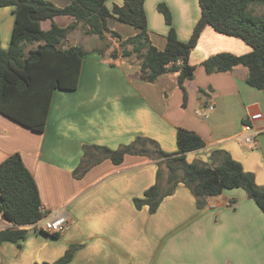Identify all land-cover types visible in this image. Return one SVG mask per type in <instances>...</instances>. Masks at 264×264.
I'll return each mask as SVG.
<instances>
[{"label":"crops","instance_id":"crops-1","mask_svg":"<svg viewBox=\"0 0 264 264\" xmlns=\"http://www.w3.org/2000/svg\"><path fill=\"white\" fill-rule=\"evenodd\" d=\"M51 1L59 6L68 3ZM160 3L168 7L173 19V12L182 19L184 25H172L179 40L187 41L200 16L190 0H145L151 44L159 49L165 46L168 26L159 33L150 23V14H161ZM114 4L121 5L122 0L106 1L109 9ZM263 11L264 5L259 14ZM53 22L65 27L74 19L59 15L41 21L40 27L48 30ZM13 23V7H1L3 49L8 48ZM108 27L123 39L136 32L114 19L108 20ZM88 36L78 23L62 44L81 46L88 53L81 62L77 88L53 91L43 132L0 114V163L19 153L35 180L41 206L62 208L71 221L58 237L27 226L19 243H0V264H52L71 245L78 248L65 264H264V212L241 188L225 189L199 208L191 191L178 183L151 213L147 205L137 208L134 199L143 197L156 182L164 190L168 187L167 168L160 158L126 154L119 164L101 158L84 174L73 175L87 159L85 145L116 150L141 136L156 141L163 152L175 153L176 130L181 127L204 141L202 148L186 153L187 162L215 167L220 157L213 153L223 150L264 186V91L246 84L243 66L207 73L201 64L218 52L248 53L250 46L206 26L189 56L195 70L184 83L187 100L183 105L174 74L147 82L140 77L135 55L112 59L111 48L101 54L95 51L102 50L99 47H84ZM36 45L28 44L25 50ZM117 50L120 54L118 46ZM207 103L214 109L204 118ZM255 112L262 115L252 122L258 134L254 142L246 143L241 137L243 123ZM88 152L100 156L94 149ZM157 171L161 173L158 180ZM9 226L0 218V230Z\"/></svg>","mask_w":264,"mask_h":264},{"label":"trees","instance_id":"trees-1","mask_svg":"<svg viewBox=\"0 0 264 264\" xmlns=\"http://www.w3.org/2000/svg\"><path fill=\"white\" fill-rule=\"evenodd\" d=\"M106 1L68 0L66 5L59 6L51 0H0V8L13 7L14 16L8 48L3 49L0 42L1 115L30 130L43 132L53 91H71L78 86L81 62L88 52L78 45L62 47L68 33L78 23H82L86 34L100 39H106V34H109L118 41L122 50L120 54L117 49L111 50L112 59L118 55L123 58L135 55L143 80L154 83L162 74H174L183 94V105L187 100L184 83L193 78L195 70L189 62L191 50L202 30L210 26L218 33L241 39L251 51L241 55L230 52L210 55L201 63L205 71L228 72L236 66H243L247 69L246 84L264 91V11L255 14L251 7L264 5V0H197L200 16L187 41L179 40L169 9L160 3L157 9L168 26L163 49L150 42L145 0H122L121 5L114 4L110 9ZM59 15L71 16L74 22L65 27L53 22L50 29H41V21L53 20ZM109 19L132 27L135 34L123 39L108 27ZM34 43H37L36 47L25 50L28 44ZM97 52L102 54L104 50ZM199 92L204 91L199 89ZM176 145L175 153H165L156 141L141 136L116 150L85 145L84 156L87 159H83L73 175L84 174L101 158H109L113 164H119L126 154L155 156L165 163L168 187L164 190L158 182L150 186L143 197L134 199L137 208L147 205L151 213L155 212L162 198L171 194L178 183H183L194 195L199 208L206 204L208 198L220 195L225 189L241 188L264 212V186L258 185L254 174L245 171L228 152L217 150L213 153L220 157L215 167L187 162L186 153L202 148L204 141L195 132L181 127L176 130ZM89 149H94L100 156L90 154ZM160 176V171H157V180ZM40 206L37 185L20 154L9 155L0 163V218L11 226L0 230V243H19L24 239L27 226L42 216ZM77 248L71 245L52 264L67 263Z\"/></svg>","mask_w":264,"mask_h":264},{"label":"built area","instance_id":"built-area-1","mask_svg":"<svg viewBox=\"0 0 264 264\" xmlns=\"http://www.w3.org/2000/svg\"><path fill=\"white\" fill-rule=\"evenodd\" d=\"M206 109L207 112L202 114L204 118H208L209 113L213 111V104L207 103ZM261 117L260 112H255L243 123L244 133L241 137L244 142L252 143L256 140L258 130L255 129L252 122L259 120ZM39 209L42 213L41 218L28 225L32 231L47 235H60L69 228L71 221L62 208L46 210L43 206H40Z\"/></svg>","mask_w":264,"mask_h":264},{"label":"rangeland","instance_id":"rangeland-1","mask_svg":"<svg viewBox=\"0 0 264 264\" xmlns=\"http://www.w3.org/2000/svg\"><path fill=\"white\" fill-rule=\"evenodd\" d=\"M190 2H191V8L194 9L196 13H198L199 9H198L197 0H190ZM261 6L262 5H252L251 7L253 8V11H255L254 12L255 14H259ZM173 13H174V17L175 18L173 19L171 17V20H172V23H174V26L175 25H179V24L180 25H184V22H182V19L181 18L179 19L178 17H176V15H175L176 12H173ZM153 16H154L153 14H150V23L156 29V32L167 30V26L165 25V21H164L163 15L159 14L156 17H153ZM148 34H149V31H148ZM117 43H118V41L115 38H113L111 35H108V37L106 39H100L96 35H89L87 37V41L83 44V46L87 47V48L88 47H90V48L91 47H94V48H96V47L98 48L99 47L102 50H106V48H109V49L111 48V50H113V49H117V46H118L119 53H120L122 48L119 47V45ZM95 51H97V50H95Z\"/></svg>","mask_w":264,"mask_h":264}]
</instances>
